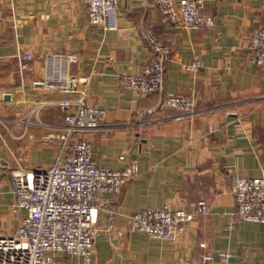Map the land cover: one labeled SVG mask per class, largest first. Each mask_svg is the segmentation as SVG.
Segmentation results:
<instances>
[{
    "label": "crops",
    "instance_id": "1",
    "mask_svg": "<svg viewBox=\"0 0 264 264\" xmlns=\"http://www.w3.org/2000/svg\"><path fill=\"white\" fill-rule=\"evenodd\" d=\"M203 1L212 26L175 27L157 0H119L116 26L104 28L89 21L86 0H0V236L11 235L26 214L12 208L11 172L49 167L70 155L59 136L64 113L58 102L83 96L106 110L100 127L83 133L96 162L120 168L124 155L138 164L133 179L100 198L96 226L113 210L124 233L97 231L89 264H205L201 256L208 252L214 260L207 264H264V224L240 219L228 189L232 174L264 175V68L248 54L252 36L264 27V0ZM144 27L171 47L163 88L147 93L121 82L150 56L138 34ZM28 52L32 69L21 73ZM68 54L77 60L50 86L55 63L46 56ZM195 54L200 67L183 69ZM167 92L193 95L194 113L164 105ZM201 199L210 212L187 222L176 241L126 227V216L143 208L191 210ZM221 250L239 257L222 260ZM82 262L57 252L51 264Z\"/></svg>",
    "mask_w": 264,
    "mask_h": 264
},
{
    "label": "built area",
    "instance_id": "2",
    "mask_svg": "<svg viewBox=\"0 0 264 264\" xmlns=\"http://www.w3.org/2000/svg\"><path fill=\"white\" fill-rule=\"evenodd\" d=\"M88 19L104 28L116 26L119 0H86ZM157 5L166 22L175 27H206L214 24V18L203 14V0H157ZM150 56L139 72L124 74L121 82L134 91L147 93L163 88L165 65L171 57V47L160 41L150 27L138 29ZM249 58L264 68V27L252 36ZM34 55L21 56V73L32 69ZM55 63L52 87L63 80L65 68L77 60V55H47ZM201 65L198 54L183 62L185 70L196 71ZM74 85V84H73ZM72 87V81H71ZM64 85L65 90L71 89ZM162 103L185 113H194L195 98L191 94L167 92ZM58 106L64 113L63 132L59 135L63 147L70 145V155H59L49 167H19L11 172L14 184L12 208L26 211L20 226L7 236H0V264H51L53 255L63 252L82 257V264H89L94 252V238L99 230L124 233L116 222V211H109L106 224L96 226L99 201L105 193H116L138 173L137 160L119 155L124 163L120 168L100 165L92 156V146L83 133L100 127L106 110L87 103L83 96L73 100H61ZM228 189L236 200V215L246 221L264 224V175L245 177L232 174ZM210 207L199 200L191 210L169 205L146 207L126 216L129 231L144 232L150 237L176 241L186 229V223L195 216L207 214ZM230 227V225H229ZM205 246L204 242L200 243ZM218 257L227 260L239 257V253L221 250ZM211 252L201 256L205 264L211 263Z\"/></svg>",
    "mask_w": 264,
    "mask_h": 264
}]
</instances>
